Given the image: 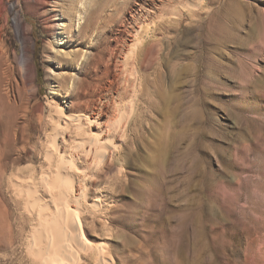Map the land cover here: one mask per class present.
Returning a JSON list of instances; mask_svg holds the SVG:
<instances>
[{
  "label": "rangeland",
  "instance_id": "1",
  "mask_svg": "<svg viewBox=\"0 0 264 264\" xmlns=\"http://www.w3.org/2000/svg\"><path fill=\"white\" fill-rule=\"evenodd\" d=\"M137 39L146 105L123 172L108 177V215L82 218L87 239L111 264H264V0H0V168L9 177L37 164L19 139L4 141L7 123L27 127L23 54L39 89L25 86V106L45 109L49 74L65 73L56 51L83 59L104 42L113 63ZM7 178L0 264H28L29 227Z\"/></svg>",
  "mask_w": 264,
  "mask_h": 264
},
{
  "label": "bare ground",
  "instance_id": "2",
  "mask_svg": "<svg viewBox=\"0 0 264 264\" xmlns=\"http://www.w3.org/2000/svg\"><path fill=\"white\" fill-rule=\"evenodd\" d=\"M38 2L44 4L46 0ZM51 26L56 27L54 23ZM65 31L62 27L58 36L51 33L56 45L65 42ZM135 34L138 36L139 31ZM142 45L143 40L133 42L127 53L118 57L123 64L118 58L111 62L104 42L96 54L83 59L76 51H56L51 60L65 73L60 78L49 74L52 91L45 109L29 110L25 106V86L35 95L39 89L33 62L22 55V88L18 85L16 93L21 102L18 109L27 114V127L7 123L4 141L9 145L19 139V151L24 153L27 148L28 159H36L37 164L14 171L15 177L13 171L8 177L4 167L0 168V177H8V187L15 191L14 201L21 207L20 217L28 223V264H87L90 260L93 264H111L102 245L94 247L87 239L82 218L86 213L92 220L109 213L105 207L114 198L116 182L108 177L113 171L123 172L134 127L141 119V106L146 105L139 68ZM76 70L78 77L67 75ZM9 79L7 84L14 89ZM60 98L65 106L59 104ZM110 187L111 193L107 192Z\"/></svg>",
  "mask_w": 264,
  "mask_h": 264
}]
</instances>
